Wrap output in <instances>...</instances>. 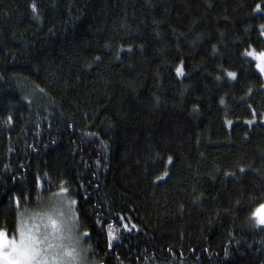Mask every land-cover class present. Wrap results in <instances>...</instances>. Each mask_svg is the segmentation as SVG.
Listing matches in <instances>:
<instances>
[{
	"label": "trees",
	"instance_id": "1",
	"mask_svg": "<svg viewBox=\"0 0 264 264\" xmlns=\"http://www.w3.org/2000/svg\"><path fill=\"white\" fill-rule=\"evenodd\" d=\"M262 25L264 0H0V231L67 189L90 264H264Z\"/></svg>",
	"mask_w": 264,
	"mask_h": 264
},
{
	"label": "snow or ice",
	"instance_id": "2",
	"mask_svg": "<svg viewBox=\"0 0 264 264\" xmlns=\"http://www.w3.org/2000/svg\"><path fill=\"white\" fill-rule=\"evenodd\" d=\"M261 27L264 28V25ZM246 55L257 59L259 61L257 68L264 72V52L257 54L253 50L247 51ZM228 75L232 78L236 77L235 73ZM17 203L19 204V200ZM253 218L257 225L264 226V204L253 212ZM74 227L75 225L72 227L58 225L56 220L49 218L48 223L42 228L40 225H34L30 229L21 227L19 240L15 236L9 238L7 233L0 231V262L2 264H82L83 256L76 248L78 241L72 237Z\"/></svg>",
	"mask_w": 264,
	"mask_h": 264
},
{
	"label": "rangeland",
	"instance_id": "3",
	"mask_svg": "<svg viewBox=\"0 0 264 264\" xmlns=\"http://www.w3.org/2000/svg\"><path fill=\"white\" fill-rule=\"evenodd\" d=\"M264 36V28H263ZM253 51V50H250ZM255 53L259 54L264 51H256ZM252 57V56H250ZM256 64L259 63L257 59L252 57ZM264 76V72H261ZM264 204V201L261 203ZM260 204V205H261ZM259 205V206H260ZM258 206V208H259ZM75 203H73L72 197L67 193V191H62L52 195L44 196L36 205L23 210L20 214L19 224L12 234L7 233L9 238L15 236L19 240V229L21 227L25 229H30L34 225H40L41 228L43 225L48 223L49 218L57 221L58 225H65L66 227H72L75 225L72 237L77 240L76 244L77 251L80 252L83 256L82 264H90L86 259L85 248L82 243V234L79 228L78 215L76 211ZM78 222V223H77ZM67 234V233H66ZM2 264V262H0Z\"/></svg>",
	"mask_w": 264,
	"mask_h": 264
}]
</instances>
